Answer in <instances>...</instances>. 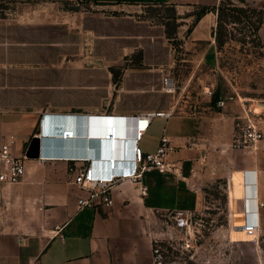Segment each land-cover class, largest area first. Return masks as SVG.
I'll use <instances>...</instances> for the list:
<instances>
[{"label":"crops","instance_id":"0c3cea01","mask_svg":"<svg viewBox=\"0 0 264 264\" xmlns=\"http://www.w3.org/2000/svg\"><path fill=\"white\" fill-rule=\"evenodd\" d=\"M0 1L6 5L0 13V148L8 142L13 154L27 156L22 181L0 182V264H150L152 223L163 213L199 208L203 179L226 170L245 171L244 194L248 190L257 215L264 151L241 153L232 146L235 114L158 105L170 93L159 89L155 68H126L120 84L114 81L113 66L121 59L113 50L128 47V22L138 7L170 5L181 13V7L212 0ZM215 23L214 9L207 10L190 32L191 41L208 40L206 62L216 58ZM145 110L165 113L151 119L139 144L155 151L169 135L176 144L168 156L173 166L144 169L139 180L118 178L112 205L79 206L87 190L72 181L69 166L83 161L65 155L106 157L112 141L110 147L89 132L116 123L120 132L132 133L135 116ZM66 127L75 131L72 140L61 134ZM36 136L41 158L27 155Z\"/></svg>","mask_w":264,"mask_h":264},{"label":"rangeland","instance_id":"374dc122","mask_svg":"<svg viewBox=\"0 0 264 264\" xmlns=\"http://www.w3.org/2000/svg\"><path fill=\"white\" fill-rule=\"evenodd\" d=\"M214 4L181 7L143 5L128 22L125 50L114 49V81L120 84L126 68L148 73L158 69V105L175 112L203 113L216 108L212 98L220 89L228 101L220 107L235 115L244 108L264 107V0H212ZM5 4L0 1V13ZM70 8L78 7L76 3ZM214 9L216 58L204 61L208 40H190L197 15ZM175 12L177 14H175ZM115 19V18H113ZM166 78L173 85H166ZM172 89V90H170ZM166 102V103H165ZM156 106V105H155ZM218 110V109H216ZM248 149H238L244 153ZM264 151V146L254 150ZM204 178L203 201L191 211L160 214L152 223L162 249L163 264H264V207L262 229L247 234L238 229L250 210L244 194L243 169ZM245 182L246 179H245ZM247 186V184H246ZM248 189V188H247ZM261 199L264 200V188Z\"/></svg>","mask_w":264,"mask_h":264},{"label":"built area","instance_id":"2783aa9c","mask_svg":"<svg viewBox=\"0 0 264 264\" xmlns=\"http://www.w3.org/2000/svg\"><path fill=\"white\" fill-rule=\"evenodd\" d=\"M170 79L166 78L165 84L169 85ZM172 81V80H171ZM174 83L172 82V85ZM228 101L220 97L217 105L226 107ZM165 113L163 111L145 110L135 116L134 131L132 133H122L117 125H110L109 129L103 133L89 132L92 139L101 138L107 141L108 146L113 147L119 140H123L128 145L122 148L125 155H120L119 160L112 159L109 163L108 155L101 157H93L88 155L70 154L65 155L69 159L75 161L81 160L83 163L77 165L70 164L69 171L72 181L87 190V195L78 199L79 206H109L114 202L112 195V186L120 177L129 176L134 180H139L144 169L158 167L161 170L171 168L173 163L168 161L169 154L176 148L173 139L163 134L160 143L155 151H145L139 144V140L143 133L148 129L151 119L156 114ZM67 131H70L67 133ZM65 136H73L74 129L65 128ZM232 146L237 149L255 150L264 146V107L261 111L244 108L241 115L235 117V130L232 138ZM126 149V150H125ZM130 152V155H129ZM54 156H62V154H53ZM41 158V156H39ZM26 155H16L11 151L10 143L5 142L0 148V182L14 184L22 181L26 172ZM125 158L126 161H121ZM96 159L99 160L97 164ZM105 163V165H104ZM112 168L110 169V166ZM108 169H110L108 171ZM258 212L257 215L247 210L246 220L242 224L243 229L248 233H258L263 227L262 211L264 200L257 194ZM162 249L159 240L154 239L152 247V260L150 264H163Z\"/></svg>","mask_w":264,"mask_h":264},{"label":"water","instance_id":"95a60500","mask_svg":"<svg viewBox=\"0 0 264 264\" xmlns=\"http://www.w3.org/2000/svg\"><path fill=\"white\" fill-rule=\"evenodd\" d=\"M117 125L116 123H112V125ZM65 132V129H63L61 131V134L63 135ZM70 131H67V133H69ZM111 147V144H110ZM120 150H121V146L118 145V142L115 144V146L113 148H110V157H107V159L109 160V162L112 161V159L114 160H119L120 157ZM40 138L38 136L33 137L31 145L27 151V155L29 157H39L40 156ZM239 227H241L240 225H238Z\"/></svg>","mask_w":264,"mask_h":264},{"label":"trees","instance_id":"16d2710c","mask_svg":"<svg viewBox=\"0 0 264 264\" xmlns=\"http://www.w3.org/2000/svg\"><path fill=\"white\" fill-rule=\"evenodd\" d=\"M207 10H203V11H201V13H199L198 15H197V18H196V20H195V22L200 18V16L203 14V13H205ZM175 14H177L176 12H175ZM115 74V78L117 79V74H116V72L114 73ZM220 96H221V92H220V89H217V91L215 92V94H214V96H213V98H212V104H213V106L216 108V109H219V106L217 105V101H218V99L220 98Z\"/></svg>","mask_w":264,"mask_h":264},{"label":"bare ground","instance_id":"6f19581e","mask_svg":"<svg viewBox=\"0 0 264 264\" xmlns=\"http://www.w3.org/2000/svg\"><path fill=\"white\" fill-rule=\"evenodd\" d=\"M168 84H169V85H172V81L170 80ZM170 90H172V89H170ZM72 137H74V135L68 137L67 140H72ZM120 155H123V156L125 155V152H123L122 149L120 150ZM129 155H130V152H129ZM111 162H112V161H111ZM111 162H109V163H111ZM245 185H246V184H245ZM246 188H247V186H246ZM245 220H246V219H245ZM238 229L241 230L243 233L251 234V233L246 232V231L243 229V226H242V225H241V227H238Z\"/></svg>","mask_w":264,"mask_h":264}]
</instances>
